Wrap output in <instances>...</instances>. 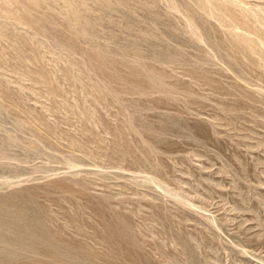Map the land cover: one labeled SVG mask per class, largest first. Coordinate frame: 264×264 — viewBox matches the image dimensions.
Listing matches in <instances>:
<instances>
[{
    "label": "rangeland",
    "instance_id": "rangeland-1",
    "mask_svg": "<svg viewBox=\"0 0 264 264\" xmlns=\"http://www.w3.org/2000/svg\"><path fill=\"white\" fill-rule=\"evenodd\" d=\"M0 264H264V0H0Z\"/></svg>",
    "mask_w": 264,
    "mask_h": 264
}]
</instances>
